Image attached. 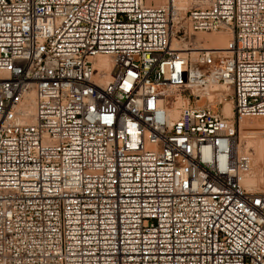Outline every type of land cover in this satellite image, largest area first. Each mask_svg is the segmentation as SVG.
<instances>
[{"label": "built area", "instance_id": "2783aa9c", "mask_svg": "<svg viewBox=\"0 0 264 264\" xmlns=\"http://www.w3.org/2000/svg\"><path fill=\"white\" fill-rule=\"evenodd\" d=\"M242 118L264 0H0V264H264Z\"/></svg>", "mask_w": 264, "mask_h": 264}, {"label": "rangeland", "instance_id": "374dc122", "mask_svg": "<svg viewBox=\"0 0 264 264\" xmlns=\"http://www.w3.org/2000/svg\"><path fill=\"white\" fill-rule=\"evenodd\" d=\"M146 1H147L148 4H151V5H156V6L157 5H162V4H157L156 0H146ZM167 1L168 0H166V2ZM177 2H178V4L181 7L183 6L182 8L185 9V10H189L191 8H195L196 6L200 5V0H180V1L178 0ZM181 2H183V3L185 2L186 6H184L185 4H183ZM164 4H165V2H164ZM188 6H189V8H188ZM214 34H216L215 37L220 36V35H224V33H214ZM213 112H216V109H214ZM257 125H262L263 126L262 129L256 128ZM236 129H237L236 150H237V146L240 145L241 154L242 155L246 154V155H250L251 156L252 163H253V172H254V176H256V177L253 176V178H252V177L249 176L251 174H249L248 176L250 178L246 177L243 180L242 184L244 186H246L249 190H252L254 192H264V175H261V171H260L261 169L264 170V158H263V161L260 160V159L258 160L256 158L255 150H254L257 144L262 143V142L264 144V118H242V119H236ZM251 143H253L254 148H253ZM256 171H258L260 173H258ZM261 178H262V181H261ZM248 180H250V182ZM257 180L258 181L260 180L259 183L261 184V188H259V189H257L256 186H255V185L259 184ZM256 181H257V184H256Z\"/></svg>", "mask_w": 264, "mask_h": 264}, {"label": "bare ground", "instance_id": "6f19581e", "mask_svg": "<svg viewBox=\"0 0 264 264\" xmlns=\"http://www.w3.org/2000/svg\"><path fill=\"white\" fill-rule=\"evenodd\" d=\"M157 1V4H164V2L166 3V0L164 1H162V0H156ZM155 1V2H156ZM176 2L178 1V0H175ZM180 1V0H179ZM188 2V1H187ZM200 2H202V0L200 1ZM178 3V2H177ZM181 3H183V2H181ZM183 4H185V2L183 3ZM178 6L181 8V9H183L179 4H178ZM184 6H186V4L184 5ZM188 8H189V6H188ZM185 10V9H184ZM216 36V34H199V35H197V36H192L191 37V41H193L194 43H196V45L198 46V48H200V49H210V50H221V49H224L226 46H227V43H228V41L230 40V36L229 35H220V36H217V37H215ZM174 44V43H173ZM97 67L99 68V69H105L106 70V75H105V78H104V83H106V82H108L109 80H110V74H111V72H112V70H113V68H114V61L111 59V58H107V57H102V58H99L98 60H97ZM220 89H224L223 87L222 88H220ZM223 113H224V115L227 117V118H229V119H233V112H232V107H231V104H229V103H225V105L223 106ZM174 117H176V116H174ZM262 125H257L256 126V128H258V129H262ZM255 142V141H254ZM252 144V146H253V148H254V145H253V143H251ZM251 146V147H252ZM249 147V146H248ZM241 147H240V145L239 146H237V150H236V139L234 140V146H233V152H234V154H238V155H240L241 154V149H240ZM255 155H256V158L259 160H262L263 161V158H264V144H263V142L262 143H259V144H257L256 145V147H255ZM247 152V151H246ZM242 155V154H241ZM261 171V175H264V170L263 169H261L260 170ZM256 172H258V171H256ZM255 172V173H256ZM258 173H260V172H258ZM249 174H251V175H249ZM252 177L253 178V176H254V172H253V168H252V171H251V173H247L246 175H245V178L246 177ZM256 175V174H255ZM258 175V174H257ZM260 175V174H259ZM249 177V178H250ZM254 177H256V176H254ZM258 177V176H257ZM244 178V179H245ZM259 178V177H258ZM249 182H250V180H248ZM258 181V180H257ZM257 181H256V184H257ZM260 181V180H259ZM259 181H258V183H259ZM261 181H262V178H261ZM242 183H243V181H242ZM254 185V184H253ZM244 186V185H243ZM252 186V185H251ZM256 186V188L257 189H259V188H261V184L259 183L258 185H255ZM244 187H246V186H244ZM247 188V187H246ZM255 188V189H256ZM248 189V188H247ZM249 190V189H248Z\"/></svg>", "mask_w": 264, "mask_h": 264}]
</instances>
